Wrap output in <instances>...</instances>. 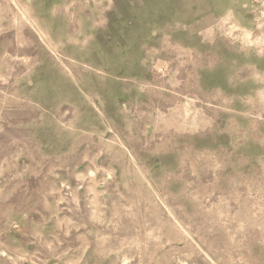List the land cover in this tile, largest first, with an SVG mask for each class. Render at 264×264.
I'll return each instance as SVG.
<instances>
[{
	"label": "rangeland",
	"instance_id": "1",
	"mask_svg": "<svg viewBox=\"0 0 264 264\" xmlns=\"http://www.w3.org/2000/svg\"><path fill=\"white\" fill-rule=\"evenodd\" d=\"M0 264H264V0H0Z\"/></svg>",
	"mask_w": 264,
	"mask_h": 264
}]
</instances>
